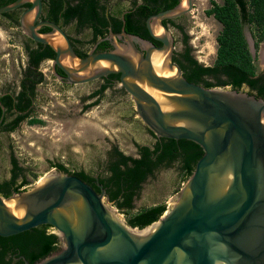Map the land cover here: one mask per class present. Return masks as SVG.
Here are the masks:
<instances>
[{
    "label": "water",
    "instance_id": "95a60500",
    "mask_svg": "<svg viewBox=\"0 0 264 264\" xmlns=\"http://www.w3.org/2000/svg\"><path fill=\"white\" fill-rule=\"evenodd\" d=\"M26 2L31 4L19 17L20 28L54 50L56 78L80 84L119 74L136 115L156 137L190 140L203 154L163 214L142 228L119 217L105 189L97 193L76 175L54 170L20 192L0 194V236L53 226L62 246L34 264H264V99L184 77L163 21L190 12L193 0L146 19L159 45L126 32L123 22L117 34L123 43L84 57L58 23L37 21L41 0H14L0 6V14ZM43 26L50 31L39 32ZM248 45L254 57L253 42ZM215 166L219 175L229 172L220 191L209 188Z\"/></svg>",
    "mask_w": 264,
    "mask_h": 264
},
{
    "label": "trees",
    "instance_id": "16d2710c",
    "mask_svg": "<svg viewBox=\"0 0 264 264\" xmlns=\"http://www.w3.org/2000/svg\"><path fill=\"white\" fill-rule=\"evenodd\" d=\"M14 0H0V6H4ZM75 1V2H74ZM45 5V19L64 25L75 20L76 28L79 29L85 25H90L93 30V42L103 33L99 22L102 20L101 9L97 0H43ZM180 0H141L137 6L130 7L123 14L124 30L131 34L139 35L145 39L153 41L156 45L160 43L152 39L146 28V19L161 10L176 6ZM102 8V7H101ZM103 9V8H102ZM122 10L113 13L112 30L118 31L122 25L119 18ZM208 16H213L220 24L221 29L216 36L218 44L216 57L211 65L200 63L191 54L192 47L189 44V34L185 31L183 25L177 23V20L183 16L166 19L173 27L181 32V41L183 50L177 53L174 61L181 68L184 77L191 82L198 83L204 87L229 86L239 90L242 85H247L251 91L255 92L256 97L264 99V71L257 72L248 42L244 35V26L249 25L253 28V46L255 53L259 45L264 41V0H222V3L212 0L211 6L205 10ZM2 15L6 16L7 12ZM116 15V16H115ZM50 28L43 26L41 32H49ZM108 45L102 42L98 48ZM40 47L43 44L40 43ZM30 63L27 67L26 77L23 79L22 86L25 88L17 96L16 103H12L11 97L2 98V104L10 115L15 114L4 122L1 120L5 132H12L21 122L28 120L30 115V99L36 92L34 87L42 81V74L36 72L32 76L30 65L37 69L39 61L44 58H54V50L46 44L44 51L31 50ZM84 57V53H78ZM31 74V77L29 75ZM109 77L119 81V74H111ZM107 84L101 85L99 89L93 92V95L102 96ZM31 95H27V91ZM1 108V107H0ZM26 112H23L25 111ZM2 109H0L1 115ZM23 113H18V112ZM30 123L39 122L37 118L28 120ZM5 123V124H4ZM151 133H153L151 131ZM153 135H155L153 133ZM158 140V139H157ZM178 142L180 146L178 147ZM138 156L132 157L125 155L117 146L109 152V160L103 173L100 174L99 183L105 189L109 200L113 205L122 211H130L134 207V200L138 197L142 184L152 176L160 167H168L175 160H179L178 170L186 180L193 172L197 160L202 156V148L186 139L159 138L158 141L150 147L148 145L136 144ZM12 168L8 180L0 182V194L9 196L12 193L21 191V187L28 183L25 177L28 170L18 165L17 158L11 154ZM57 170L68 174L76 175L82 180L90 183L96 191L99 187L93 183L91 173L82 169L74 171L61 162H53ZM33 177L36 174H32ZM19 177H22L20 179ZM167 205L164 202H158L144 207L129 216L127 224L132 227L142 228L151 222L157 220L163 214ZM49 225H39L20 233L10 236H0V264H34L45 256L57 251L58 236L48 230Z\"/></svg>",
    "mask_w": 264,
    "mask_h": 264
},
{
    "label": "rangeland",
    "instance_id": "374dc122",
    "mask_svg": "<svg viewBox=\"0 0 264 264\" xmlns=\"http://www.w3.org/2000/svg\"><path fill=\"white\" fill-rule=\"evenodd\" d=\"M211 1L193 0L191 11L178 21L189 34L192 53L204 65L214 62L216 35L221 29L220 23L205 13ZM214 1L220 3L222 0ZM7 25L0 17V78L13 73L11 68L17 67L22 58L19 42L13 39L16 29ZM244 30L247 40L253 42V28L245 25ZM174 37L177 40L175 48L180 50L183 46L181 36L175 31ZM257 52L254 57L259 73L264 70V64ZM42 70L45 79L37 92L32 114L40 121L30 123L28 119L14 131L0 134V179L9 176L11 154L29 168V182L34 185L44 174L54 171L48 165L50 160L65 164L71 171L85 169L94 172V160L103 158L110 145L115 144L126 153L135 154L134 140L151 141L149 130L135 115L133 101L119 85L107 89L98 104L85 109L81 108L82 103L88 100L87 94L97 84L62 87L51 74L50 63H43ZM11 73L4 82L12 81ZM185 181L177 168L160 169L143 184L132 210L122 211L112 206L126 222L129 216L144 207L158 202L169 206Z\"/></svg>",
    "mask_w": 264,
    "mask_h": 264
},
{
    "label": "flooded vegetation",
    "instance_id": "af4514ba",
    "mask_svg": "<svg viewBox=\"0 0 264 264\" xmlns=\"http://www.w3.org/2000/svg\"><path fill=\"white\" fill-rule=\"evenodd\" d=\"M41 2H42L41 13H40L39 17L37 18V21H40V20H48V19H45V14H44L45 5H44L43 0H41ZM139 3H141V0H97V4H98L99 8L101 9V14H102V20H101V22H99V24L101 25V28H102L103 33H101V36L97 37L93 42L91 41V39L93 38V30H92V28H91L90 25L87 24V25H85V26L77 29L76 28V25H75V22H76L75 20H72L69 23L64 24V25H61V24H59V25L63 28V30L65 31V33L69 36L70 41H71V44H72V46H73V48H74V50H75V52L77 54L78 53H84L85 56H86L90 52H100V51L112 50V49L115 48V43H123V41L125 39L124 36H122V35L121 36H117V34L120 33L121 28L118 31H113L112 30L113 13H115L116 11L122 10L121 14L119 15V18L116 15L115 16H116L117 19H120L122 21V25H123V14H124L125 10L128 9V8H130V7H133V5L134 6H137ZM30 4H31L30 2H26V3L22 4L21 6L15 8L13 10L8 11L6 16L0 14V17H3L5 19L6 23L8 24L7 25L8 27L10 26L11 28L14 27L16 29L15 30V33H14L13 39L15 41H18L19 42V46H20V49H21V52H22V58H20L19 62L16 64L17 67H14L13 66V68H11V71L14 74L11 73V72L7 73L8 75L11 73L12 81L10 82V80H8L7 82H4L5 79H7L6 78L8 76L7 74H5V77L4 78H0V107H1L0 109H2L1 115H0V134L2 132H5L4 129H3V125L1 124V120L4 119V122H6L7 120H9L11 118H14L16 116L15 114L10 115L9 114V111H6V109L4 108V106L2 104V98L6 97V96L11 97L12 98V103H16L17 96H18L19 92L25 89L22 86V83H23L22 81L26 77L27 67L29 66V63H30V55H29L30 53L29 52L31 50H37V51L40 52V51H44V49L46 48V44H43V46L40 47L39 46L40 43L31 40L27 35L24 34V32L22 31V29L20 28V25H19V17L22 14L23 11H25L27 8H29ZM181 16H183V15H181ZM180 19L177 20V23H178V21H180ZM165 23H166L167 27L169 28V30L171 31V34H172L173 39H174V43L176 45L177 40L174 37V32L176 31L182 37L181 32L177 28L173 27L167 21ZM122 25H121V27H122ZM2 27H4V26H2ZM4 28H6V27H4ZM41 29H42V27L39 29V32H41ZM110 29L115 34L114 36L111 35ZM185 31H186V29H185ZM102 42H107L108 45H105V47H103V48H98V45L100 43H102ZM137 46L140 47L139 44H137ZM183 48H184V46H182V48L180 50H177L175 48L174 54H173V61H174V57L177 56V53L181 52L183 50ZM263 48H264V45L262 46V49ZM262 49H261V51H262ZM191 54L196 59V57L194 56V54L192 53V51H191ZM52 59L53 58H48V57L42 58L39 61V64L37 66V69L35 68L34 65H30V69L32 70V76H34L36 72H40L42 74L43 78H42V81H40L39 83H37V85L34 87V91L36 93L34 95L30 96L31 97V99H30L31 103H30V106L28 107V109H30V115L27 117L28 119L33 118V115L32 114L35 111V104H36V99H37V92L40 89L39 88L40 85L43 83V81L45 79L44 71L42 70V64L43 63H50V70H51V74L53 75L52 65H51L52 64ZM260 59H261V52H260ZM261 61H264V59L263 60L261 59ZM56 71L60 75H63V72L58 67H56ZM263 71L264 70H262L261 72H263ZM110 75L111 74H108L107 76H104V77H101V78H98V79H95V80H92V81H89V82L80 83V84H69V83L66 82V80L64 78L58 79L54 75H53V77L55 79H57V81L59 82V84L62 87H73L74 85L86 86V85H90V84H97V86L92 91H90L87 94V99L90 100V101L87 102L88 100H86V101H83V103H82V107L81 108L88 109V108H90V107H92V106H94V105H96V104H98L100 102L101 97L104 95V92L107 89H114V88L117 87V85H119L121 87L119 81L116 80L115 78L109 77ZM29 77H31V74L29 75ZM1 79H2V81H1ZM103 84H107V87L104 90L102 96L100 97L99 95H93V92L96 91L97 89H99L101 87V85H103ZM244 86L246 87L245 89H244ZM121 89H123V88L121 87ZM239 90H244V91H246V92H248L250 94H254L255 95V92L254 91H251L247 85H242V87ZM31 94H32L31 91L28 90L27 91V95L29 96ZM134 111H135V107H134ZM23 112H26V110L23 111ZM23 112H20L19 111L18 113H23ZM135 115H136V112H135ZM142 124L148 129V127L143 122H142ZM149 132L151 134V141L150 142H148V141L138 142V141H135L134 140V142H133L134 144L133 145H134V148H135V154H133V153H126L125 151H123L122 149H120L117 145L112 144V145H110L106 149L103 158H98V159L94 160V163L96 161V163H95L96 164V167L94 169L95 170L94 172L93 171H87L85 169H82L85 172L91 173V175H92V177L94 179L93 180V183L96 186H98L99 189H100L99 191H96L95 190L97 193H99L101 191V189L103 188L102 185L99 183V177H100V174H102L103 171H104V169L106 168L107 162L109 160V152L113 149V147L114 146H117L118 149L121 150L125 155H129V156H132V157H137L138 156V148H137L136 144L148 145L150 147H153V145L156 143V141H158L159 138H162V137H156L155 135H153V133H151L150 130H149ZM176 140H180V139H176ZM179 146H180V144L178 142V147ZM53 162H55V161L50 160L48 162V165H50V168H53V170L59 171V170L56 169L55 166H52ZM9 163H10V169H11L12 168L11 155L9 156ZM18 165L19 166H23L22 164H20L19 161H18ZM179 165H180L179 160H175V161H173L171 163L170 166H168V167H160L156 171H158L160 169H168V168H177L178 169ZM27 169H29V168H27ZM156 171L154 172L153 175H155ZM28 174H29V170H28L27 174L25 175V177L28 179V183L25 184V185H23L21 187V190L26 189V188L32 186L31 185V182H29V176H28ZM9 176H10V172H9ZM9 176L0 179V182H2L4 180H8ZM152 176H150V177H152ZM150 177H148V178H150ZM19 178L22 179V177H19ZM86 183H88V182H86ZM88 184H90V183H88ZM143 184H142V187H143ZM99 185H101V186H99ZM141 190H142V188H141ZM49 226L50 227L48 228V230L51 231V232H54L55 234H57L56 233V229L53 226H51V225H49ZM57 236H58V234H57ZM61 246H62V242H61V240H60V238L58 236V248L60 249Z\"/></svg>",
    "mask_w": 264,
    "mask_h": 264
},
{
    "label": "bare ground",
    "instance_id": "6f19581e",
    "mask_svg": "<svg viewBox=\"0 0 264 264\" xmlns=\"http://www.w3.org/2000/svg\"><path fill=\"white\" fill-rule=\"evenodd\" d=\"M261 59L262 60L264 59V48L261 51ZM160 62H161L160 58H158V57L153 58V63L155 66H158L160 64ZM219 166H215L210 172L209 188L211 191H217L219 188H220L219 191L222 189H225L226 188L225 186H226L228 179H229V172H227V175H224V174L219 175L218 174ZM227 167H230V164L227 165Z\"/></svg>",
    "mask_w": 264,
    "mask_h": 264
},
{
    "label": "crops",
    "instance_id": "0c3cea01",
    "mask_svg": "<svg viewBox=\"0 0 264 264\" xmlns=\"http://www.w3.org/2000/svg\"><path fill=\"white\" fill-rule=\"evenodd\" d=\"M219 3V2H218ZM222 3V1L219 3V4H221ZM211 6V5H210ZM208 9V8H207ZM213 17V16H212ZM214 18V17H213ZM215 19V18H214ZM216 20V19H215ZM217 21V20H216ZM221 25V24H220ZM245 27V26H244ZM219 33V32H218ZM244 35H245V37H246V34H245V30H244ZM217 36V35H216ZM253 37V36H252ZM246 40H247V37H246ZM248 42V41H247ZM264 45V41H262L261 43H260V45H259V49H258V51H259V58H260V52H261V49H262V46ZM217 47H218V44H217V41H216V46H215V57H216V50H217ZM258 53V52H257ZM215 60V59H214ZM261 60V59H260ZM261 63H263L264 64V61H261ZM213 64V63H212ZM254 65H255V68H256V64H255V60H254ZM257 71V70H256ZM261 72V71H260Z\"/></svg>",
    "mask_w": 264,
    "mask_h": 264
}]
</instances>
